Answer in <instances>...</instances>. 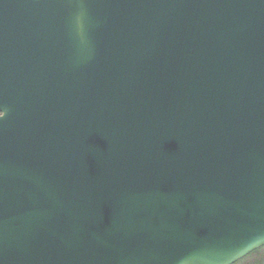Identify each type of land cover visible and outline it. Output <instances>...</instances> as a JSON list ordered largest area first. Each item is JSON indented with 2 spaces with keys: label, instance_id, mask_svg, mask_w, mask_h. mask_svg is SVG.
<instances>
[{
  "label": "water",
  "instance_id": "95a60500",
  "mask_svg": "<svg viewBox=\"0 0 264 264\" xmlns=\"http://www.w3.org/2000/svg\"><path fill=\"white\" fill-rule=\"evenodd\" d=\"M261 247L264 0H0V264Z\"/></svg>",
  "mask_w": 264,
  "mask_h": 264
},
{
  "label": "rangeland",
  "instance_id": "374dc122",
  "mask_svg": "<svg viewBox=\"0 0 264 264\" xmlns=\"http://www.w3.org/2000/svg\"><path fill=\"white\" fill-rule=\"evenodd\" d=\"M257 259L264 260V249L260 250V251L256 250V252L254 251V253L246 256L245 258H243V260H241L235 264H256Z\"/></svg>",
  "mask_w": 264,
  "mask_h": 264
},
{
  "label": "trees",
  "instance_id": "16d2710c",
  "mask_svg": "<svg viewBox=\"0 0 264 264\" xmlns=\"http://www.w3.org/2000/svg\"><path fill=\"white\" fill-rule=\"evenodd\" d=\"M264 249V248H263ZM262 248L261 249H258L257 251H260V250H263ZM256 252V251H255ZM256 264H264V260L262 259H257L256 260Z\"/></svg>",
  "mask_w": 264,
  "mask_h": 264
}]
</instances>
